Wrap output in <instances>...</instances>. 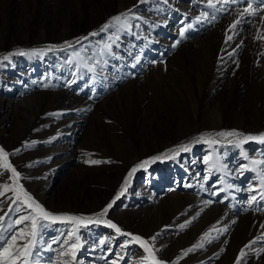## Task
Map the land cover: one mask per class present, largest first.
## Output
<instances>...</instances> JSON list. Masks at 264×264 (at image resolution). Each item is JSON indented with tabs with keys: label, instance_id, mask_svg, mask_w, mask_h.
<instances>
[{
	"label": "rangeland",
	"instance_id": "obj_1",
	"mask_svg": "<svg viewBox=\"0 0 264 264\" xmlns=\"http://www.w3.org/2000/svg\"><path fill=\"white\" fill-rule=\"evenodd\" d=\"M213 3L0 0V147L20 173L14 182L0 167V237L32 239L30 221L15 223L30 211L13 203L17 183L50 212L92 217L134 165L166 153L133 173L103 219L167 264H264V143L215 135L264 130V3ZM126 12L127 27L100 31ZM41 223L29 264H150L106 224Z\"/></svg>",
	"mask_w": 264,
	"mask_h": 264
},
{
	"label": "snow or ice",
	"instance_id": "obj_2",
	"mask_svg": "<svg viewBox=\"0 0 264 264\" xmlns=\"http://www.w3.org/2000/svg\"><path fill=\"white\" fill-rule=\"evenodd\" d=\"M141 2H143V0H141ZM233 2H235V0H233ZM262 3H264V0H261ZM208 6L209 7H215V4L213 3V0H208ZM252 9V4L248 3V7L244 9L245 12H249V10ZM132 10L129 9V12H131ZM250 14H255L254 10L250 13ZM208 13L202 12L201 16L196 17V20L199 21L201 19V17L207 18ZM123 18V19H122ZM215 17H213L214 19ZM236 23H239V21H237ZM117 25L121 26V27H127L128 26V13H121L120 15L114 16L112 17L106 24H104L100 31L101 32H105L109 29L110 26L112 27H116ZM187 28H191L192 25L188 24L186 26ZM232 27H235V23L232 25ZM184 29H181V32L183 33ZM91 35H98V33H92ZM183 38V37H182ZM82 39H87V37L82 38ZM228 39L230 40L231 37L229 36ZM66 44L69 45V47H71V42H65ZM180 43V40H176L175 44L173 45V47H175L176 45H178ZM57 46H49V48L47 50H51V48H54ZM105 47L110 48V45H106ZM46 49H30V50H19L17 53H15L16 55H21V56H35V55H43L45 53ZM10 55L5 56L4 59L8 60ZM94 69H89V71H93ZM45 87H47V85H45ZM205 135H210V134H205ZM216 136H220V137H240L243 136V141H237L236 142V146L239 147L241 143H243L244 141L247 140H258L260 143H264V133H260L258 135H251V134H243V133H239L235 130L233 131H228V132H219V133H215ZM204 139V135H201L199 138H195L193 140L192 143H198L199 141ZM232 141H230L231 143ZM190 148V145L187 144H182L177 146L174 149H169L168 152H179V151H188ZM86 156H89L90 154L85 153ZM166 155L165 154H161L160 156H153L151 157L149 160H144L136 165H134L128 172L127 176L124 178L123 183L121 184L120 188L118 189V191L116 192L115 196L113 197V199L99 212L94 213L92 217H84V216H74V215H70L67 213H60V214H56L53 212H50L48 210H46L38 201H36L26 190H24L23 185H19L17 183V187L16 188H12L10 190H12L15 194V199L13 200V203H16V201H20V204L23 206H26L27 209H29V213L28 215H23L20 216L15 223L16 224H21L24 223L25 221H30V226H31V231L27 233L28 236H30L32 239L29 240L28 242L21 244L19 246H17V235H12L11 238L9 240H5L3 237H0V240H3V244L0 245V264H17L18 261L21 262V264H29L28 261V257L31 255V250L34 247V241L35 238L37 236L38 233V229L42 228V227H47V224H43L41 223L42 221H71L74 222L76 224L82 223L85 220H87L89 223H96L97 225L99 224H106L107 227L114 229L116 233L123 235L125 237H130V239L125 240L124 242L121 243V247H125L128 244L131 243H136L139 246H141L144 249V252L147 253L146 256L142 257V259L144 260H149L150 264H167L166 261H163L161 259H159L156 255H155V251L153 249V247H151L149 245L148 240H145L144 238H142L139 235H134L132 233H126L123 232L122 229L115 223H113L111 220H105L103 219V217L106 216V214L108 213L109 209H111L113 207V205L116 203L117 200H119L121 198V196H123L126 193L127 187L129 185V179L132 177L133 173H135L138 169H142L145 168L146 165H148L150 162H154L156 160H160L162 158V156ZM9 153H7L2 147H0V167L4 168L5 170H8L11 172L12 174V179L14 180V182H18L20 179V173L17 172L16 168L9 162ZM245 158L246 155H245ZM110 162V161H109ZM84 163L88 164H100L102 163V161L100 160H90V159H85ZM253 164L256 163V161H252ZM262 182H264V180H262ZM5 189H9V185L8 184H4L2 186ZM251 187V186H250ZM3 193H0V195H2ZM21 196H23V199L21 200ZM261 199H264V193H261ZM254 201H256V196H252L248 203L249 205H251ZM211 201H209L210 203ZM11 210V209H10ZM16 212L20 211V207H17L15 209ZM4 217L0 216V220H3ZM87 225H85L86 227ZM262 228H264V225H261ZM227 229H224V231H226ZM78 231V229H77ZM73 235V230H69L68 231V237L70 238ZM208 233H205L204 237H202L201 239H205L208 237ZM19 238L20 239H25V232L23 229H21L19 231ZM262 239H264V237H261ZM107 239V237L105 238ZM156 237L153 236L151 237V240H155ZM79 241H80V237L79 235L76 236V243L71 244V249L75 250L77 249L78 245H79ZM68 240H65V243H67ZM254 243V241H253ZM196 247H203V244H198L196 245ZM248 247V246H246ZM189 251H191V249H189ZM187 254V253H185ZM241 256L244 255V251L241 250L240 253ZM72 256L73 259H75L76 256V252L73 251L72 252ZM122 259V257H121ZM80 264H83L82 261H80ZM111 264H117V262L114 260L111 262ZM237 264H239V259L237 260Z\"/></svg>",
	"mask_w": 264,
	"mask_h": 264
},
{
	"label": "bare ground",
	"instance_id": "obj_3",
	"mask_svg": "<svg viewBox=\"0 0 264 264\" xmlns=\"http://www.w3.org/2000/svg\"><path fill=\"white\" fill-rule=\"evenodd\" d=\"M73 12V11H72ZM122 95H124V94H122ZM128 96V95H127ZM131 96V95H130ZM178 107V106H177ZM237 129L238 128H234V130H236L237 131ZM240 132H242L243 134H251V135H258V134H260V133H264V130H257V131H254L253 133L252 132H245V131H240ZM257 132V133H256ZM202 134H205V133H202ZM200 137V136H199ZM199 137H196V138H199ZM195 139V138H194ZM194 139H192V140H190V142L191 141H193ZM173 198V197H172ZM175 200H176V198H174Z\"/></svg>",
	"mask_w": 264,
	"mask_h": 264
}]
</instances>
